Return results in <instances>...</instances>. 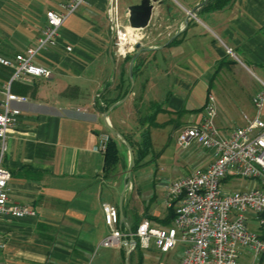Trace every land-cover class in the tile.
I'll use <instances>...</instances> for the list:
<instances>
[{
    "label": "crops",
    "instance_id": "crops-1",
    "mask_svg": "<svg viewBox=\"0 0 264 264\" xmlns=\"http://www.w3.org/2000/svg\"><path fill=\"white\" fill-rule=\"evenodd\" d=\"M65 1L0 0V55L12 56L32 46L46 24L45 13L60 12ZM140 1L86 0L60 28L55 46L37 54L36 62L50 74L23 83L30 87L20 94L27 101L14 104L21 116L0 157L11 175V200L27 204L34 215L0 217V264H87L106 248L100 245L109 232L101 206L118 208L124 167L129 164L123 140L113 137L120 158L114 172H105L104 153L95 148L99 135L110 133L108 125L123 139L134 137L138 143L141 132L149 130L151 151L132 171L130 183L137 193L162 192L164 205L165 186L158 182L163 181L158 164L163 152L150 157L154 137L157 133L162 148L169 133L182 126L164 123L161 114L181 112L185 124L198 121L211 93L217 100L219 129L230 132L244 124V114L251 116V98L258 88L240 77L247 87L236 97L218 88L214 94L211 85L237 65L264 77V0H233L215 11L204 9L205 0H155L149 25L141 30L147 45L126 58L117 57L113 18L128 26L124 13ZM135 55L133 66L138 64V70L131 81L129 65ZM257 79L261 87L264 79ZM127 88L128 96L122 100ZM150 103L162 109L154 120L158 126H149L147 116L142 127L139 106ZM161 130L165 135H159ZM205 155L194 157V164L205 166L209 161ZM132 203L126 192L124 229L133 222ZM157 210L156 204L146 208L153 214ZM124 248H110L115 260L122 258ZM180 255L170 256L164 264H176Z\"/></svg>",
    "mask_w": 264,
    "mask_h": 264
},
{
    "label": "built area",
    "instance_id": "built-area-1",
    "mask_svg": "<svg viewBox=\"0 0 264 264\" xmlns=\"http://www.w3.org/2000/svg\"><path fill=\"white\" fill-rule=\"evenodd\" d=\"M86 0H67L61 11H47L46 24L35 43L12 56L0 55V66L10 70L0 85V157L6 151V138L16 128L21 104L27 98L12 92L13 83H30L33 78L47 77L50 72L36 62L37 54L55 46L60 28ZM143 38L140 30L123 26L113 18L114 54L126 58L135 52ZM69 51L70 48H67ZM231 54V50H227ZM255 115H243V125L224 132L216 125L217 105L207 95L203 115L198 121L182 126L176 137L181 150L199 147L208 154L205 166L172 180L165 186V206L174 210L169 226H161L143 218L134 232L120 226L118 208L103 203L102 213L109 232L102 247H125L123 241L135 240L141 251L168 254L182 249L176 264H264V82L252 96ZM111 138L100 134L95 148L104 153ZM10 172L0 164V217H31L27 204L9 196ZM247 180L245 189L231 190L239 180ZM162 264V263H159Z\"/></svg>",
    "mask_w": 264,
    "mask_h": 264
},
{
    "label": "rangeland",
    "instance_id": "rangeland-1",
    "mask_svg": "<svg viewBox=\"0 0 264 264\" xmlns=\"http://www.w3.org/2000/svg\"><path fill=\"white\" fill-rule=\"evenodd\" d=\"M143 36V38L139 41V45L140 47H144L147 45L146 41H145V36L144 34H141ZM136 47V46H135ZM232 58H234L233 56H231ZM220 64V63H219ZM250 70V69H249ZM233 71V72H232ZM234 73L236 76H233ZM255 74L251 73L250 71H248L246 68L242 67V66H235L232 67L231 70L224 71L220 74V76L218 77V83L217 84H213L212 86V92L214 94H217V88L219 89V91L224 90V92H227L230 95L233 96H241L244 94V91L246 89V85H252L254 88H258L260 87L259 85V81L257 79L261 78L264 79V77L262 75H260L258 72H254ZM240 77H242V80L244 81V83L246 84H241ZM239 79V80H238ZM257 89V90H258ZM257 90H255V92H257ZM227 93H225L224 95L226 96ZM208 95H212L211 93H209ZM213 96V95H212ZM215 96V95H214ZM213 96V97H214ZM216 99V97H215ZM217 101V100H215ZM217 105V104H216ZM158 105L150 103V104H142L139 106V112L137 113L138 115V120L142 123V127H144V121L146 120V117L149 115H152L153 113H157V110L159 107H157ZM252 106V104H251ZM161 113V111L159 112ZM158 114V113H157ZM156 114V115H157ZM251 116L255 115V109L252 106V113H249ZM262 116L264 117V110H263V114ZM162 118V120L164 121V123H172V122H176L180 124V126H184L188 123L185 124V116H183V114L180 112L179 115L177 114H173L171 112H164L161 114L160 116ZM146 122V121H145ZM179 126V127H180ZM165 127V126H164ZM175 130V129H173ZM162 133H160L159 135L163 136L165 135V131L161 130ZM225 132V131H224ZM110 134V133H109ZM157 134V133H156ZM156 134H155V142H154V152H152V158H154L155 156L159 155L160 152H163L160 158V161H158L159 164V168L162 169V173L161 176L163 178V181H158L159 183H161L163 186H166V184L170 183L174 178L177 179V177L183 176L185 174L190 173V171L195 168V167H201L202 165H195L193 162V158H205V152L204 150H202L199 147H194L191 146L185 150H181L176 142V137H177V133L175 132H171L169 133V138H167V141L164 142V144H162V148L159 147L160 143L157 142L156 138ZM132 136H134V133L132 134ZM112 137V135H111ZM111 139V138H110ZM123 152L126 156H129V164L128 166L124 167V176H126L127 170L130 167V159H131V155L134 158V153L138 148L139 143L136 142L134 140V137L131 139H124L123 141ZM118 156L120 158V154L118 152ZM134 168V167H133ZM135 169H132V171ZM132 175V172H131ZM147 180V179H146ZM130 182H131V178H130ZM159 184V185H161ZM249 185V182L247 180H239L237 183H235L234 186L230 185L228 186V188H230L231 190H240V189H245L247 188ZM127 192V197L128 195H130L131 199H132V206H131V214H132V218L131 221H136L138 222L139 220L143 219V218H155V219H163L164 216H166L167 214V209L165 210V204L163 205V202H161L163 200L162 198V192H158V194L154 195V194H142L140 191L139 193H137V189L136 187L132 186L131 183H129L128 189L126 190ZM125 192V194H126ZM125 194L123 197V203H124V199H125ZM135 197V198H134ZM166 199V198H165ZM164 199V200H165ZM157 205V211L156 214L153 213H148L146 212V208L148 205ZM182 252V250H180V248H178L176 251H172L168 254H160L156 251H136L133 250L130 253L129 259H128V264H138V260L140 258H142V264H159L162 263L164 264L166 262V260H168L170 258V256H176V255H180ZM122 253H124V259L120 258V259H116L114 258L113 254V250L108 248H100L99 252L95 255H93V257L90 259V261L87 262V264H125V256L127 253V249L124 248ZM246 261H241L240 264H246Z\"/></svg>",
    "mask_w": 264,
    "mask_h": 264
},
{
    "label": "trees",
    "instance_id": "trees-1",
    "mask_svg": "<svg viewBox=\"0 0 264 264\" xmlns=\"http://www.w3.org/2000/svg\"><path fill=\"white\" fill-rule=\"evenodd\" d=\"M232 1L233 0H208L204 9L208 10V11L209 10L210 11L222 10L223 8L230 5L232 3ZM136 70H138V64H135V66H133V74ZM9 75H10V70L0 66V79L2 81H5L8 79ZM123 83H124V81H121L122 86H123ZM11 89L13 91H16L19 94H25L30 89V87H28L22 83H13ZM128 90H129L128 88L124 90V92L120 96L121 99L123 97H125ZM160 111H162V109L159 107L157 110V113H159ZM157 113H153L152 115H149L147 117L149 126H153V127L158 126L154 121ZM140 137H141V141L139 142L138 148L134 153L135 165H134L133 169H136L139 166H141V162L148 156V154L150 153L151 148H152L151 136H150V132L148 129L142 131L140 134ZM104 156H105V172H107V173L114 172L115 165L119 162V156H118L117 143L113 137H111V139L109 140V142L107 144V148L104 152ZM123 213L125 216L124 209H123ZM173 218H174V210L172 208H169V209H167V214H166V216H164L163 219L157 220V219L151 218V217H148L147 219L155 222V224H157V225L169 226L172 223ZM141 220H139L138 222L134 221L131 223V225L129 227H130L132 232H134L136 230V227L138 226V223ZM260 234H261V238L264 239V228L261 229ZM134 250L141 251L140 248L138 247V245H136ZM123 255H124V253H123ZM122 258L124 259V256H122ZM261 259L264 260V257H262ZM138 264H142V258H140L138 260Z\"/></svg>",
    "mask_w": 264,
    "mask_h": 264
},
{
    "label": "water",
    "instance_id": "water-1",
    "mask_svg": "<svg viewBox=\"0 0 264 264\" xmlns=\"http://www.w3.org/2000/svg\"><path fill=\"white\" fill-rule=\"evenodd\" d=\"M155 0H141L138 4L135 5H131L129 6L124 15L127 19V23L128 26L132 29H136V30H143L145 29L150 22L151 19V15H152V11H153V2ZM208 0H205V2ZM193 12H189V14H192ZM189 16V15H188ZM140 45L136 44V48H139ZM137 57V55L133 56L130 60V65H129V78L132 81L133 80V62L135 60V58ZM128 95H126L124 97V99L127 97ZM122 99V100H124ZM121 101L115 103L114 105H118ZM107 114V113H105ZM108 131L110 132V134L112 135V137L116 138V139H122L124 141V139L122 138V136L117 133L114 129H112L109 125L107 126ZM135 165L134 162V158L131 155V159H130V167L127 170L125 179H124V183H123V187L122 190L120 192L119 195V200H118V217H119V223L120 226L125 225V216L123 213V197L124 194L126 192V190L128 189L129 183H130V178H131V172L132 169ZM129 232H131L130 227L126 228ZM124 245L131 246V248L128 247L127 249V253L125 256V264H128V259L130 256V253L134 250V246H135V240L131 237H129L128 239L123 241Z\"/></svg>",
    "mask_w": 264,
    "mask_h": 264
}]
</instances>
